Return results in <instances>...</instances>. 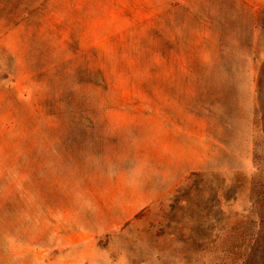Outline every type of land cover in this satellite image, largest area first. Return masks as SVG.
Masks as SVG:
<instances>
[{"label": "rangeland", "instance_id": "rangeland-1", "mask_svg": "<svg viewBox=\"0 0 264 264\" xmlns=\"http://www.w3.org/2000/svg\"><path fill=\"white\" fill-rule=\"evenodd\" d=\"M0 32V264H264V0H40Z\"/></svg>", "mask_w": 264, "mask_h": 264}, {"label": "trees", "instance_id": "trees-1", "mask_svg": "<svg viewBox=\"0 0 264 264\" xmlns=\"http://www.w3.org/2000/svg\"><path fill=\"white\" fill-rule=\"evenodd\" d=\"M40 0H0V32L10 31L28 19Z\"/></svg>", "mask_w": 264, "mask_h": 264}]
</instances>
